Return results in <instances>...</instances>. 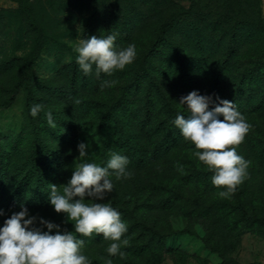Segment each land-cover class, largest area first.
Segmentation results:
<instances>
[{"label": "rangeland", "instance_id": "374dc122", "mask_svg": "<svg viewBox=\"0 0 264 264\" xmlns=\"http://www.w3.org/2000/svg\"><path fill=\"white\" fill-rule=\"evenodd\" d=\"M258 17L264 23L262 0H0V103L15 92L0 106V152L14 149L20 162L33 131L47 134L52 158L63 160L61 190L81 160L79 142L89 145L86 159L102 166L112 152L126 155L132 176H113L105 198L131 229L122 237L129 241L121 248L125 257H112L113 264H264V62L257 64L264 30ZM111 32L119 33V47L136 45V58L111 76L84 75L75 46ZM37 48L30 77L16 88ZM245 68L256 69L246 82ZM103 80L115 83L101 90ZM193 90L233 101L251 126L241 144L229 146L250 161L230 198L219 195L224 186L212 184L213 172L170 122L178 112L187 118L178 103ZM27 99L45 106L34 126ZM115 104V118L101 120ZM46 111L57 127L48 126ZM137 142L148 145L144 167L131 163L140 152ZM154 145L161 147L152 156ZM29 212L73 230L74 222L65 223V214L52 208ZM77 236L92 264H104L111 241L102 234Z\"/></svg>", "mask_w": 264, "mask_h": 264}, {"label": "clouds", "instance_id": "9594fccd", "mask_svg": "<svg viewBox=\"0 0 264 264\" xmlns=\"http://www.w3.org/2000/svg\"><path fill=\"white\" fill-rule=\"evenodd\" d=\"M118 35L111 32L106 36L92 35L79 40L74 48L78 54L75 59L84 75L94 73L99 78L104 73L111 76L134 61L136 45L130 43L127 47H119L115 44ZM113 83L115 81L103 80L101 90ZM75 103L79 104V99ZM178 104L184 106L189 115L185 118L178 112L170 122L194 145L192 155L213 172L212 184L224 186L219 195L230 198L237 185L246 178L250 161L238 154L236 147L229 146H238L245 140L250 124L233 101L218 95L213 99L212 95L193 90L182 96ZM44 108L43 104L34 103L30 106V115L35 118ZM44 115L49 127H57L51 111ZM77 148L81 160L75 164L70 179L63 184L62 190L50 184L47 198L55 212L65 214V223L74 222L73 230L62 229L60 224L31 215L22 204L21 210L12 212L0 225V264H92L84 253L86 241L77 234L90 237L93 233L102 234L105 240L111 241L106 249L108 255L102 257L104 264H113L114 256L125 257L121 248L129 243L126 237L122 239L127 224L105 198L113 191V176L116 180L132 176L128 168L130 160L126 155L112 152L102 166L86 159L88 144L79 142ZM177 170L183 171L179 162ZM85 198L94 202L86 203ZM5 215L0 209V216Z\"/></svg>", "mask_w": 264, "mask_h": 264}, {"label": "trees", "instance_id": "16d2710c", "mask_svg": "<svg viewBox=\"0 0 264 264\" xmlns=\"http://www.w3.org/2000/svg\"><path fill=\"white\" fill-rule=\"evenodd\" d=\"M26 10L28 11V9ZM256 25L264 30V23L260 17H258ZM161 38L162 35H159L157 40H160ZM153 46L154 44L151 43L150 48H153ZM38 48L27 57L25 61V71L19 79L16 88H18V86L20 85L19 83L23 81L22 79L28 78L27 74L30 77L32 64L38 57L40 52ZM153 50L154 49H151V51ZM147 58L148 53L145 52L142 57L138 59V65L143 68V65L145 64ZM263 62L264 56L263 59L260 58L257 61V64ZM255 70V68H245V70L243 71L244 82H246V78L251 76ZM14 93L8 99V103H0V106L5 107L7 106V104L12 102ZM32 104L33 103L31 102V100L27 99L25 108L28 114L27 120L29 126H34V119L29 112L30 106ZM116 109V104L111 106L110 111L113 110V112H110L108 110L106 117H102L101 120L106 121L108 118H115ZM120 136L121 138H125L126 142H132L131 138H127V136L125 135V131H120ZM150 136H155V133ZM51 140H53V138H51ZM102 143H105V141L102 140ZM155 143L157 144L158 141H156ZM28 144V154H26L25 159H22L20 162H17L15 159L18 156H21L19 153L17 155L14 153L16 150L13 149V152H9V154L6 155H3L0 152V209L4 210V212L6 213L5 216H0V225L3 224V221L7 218V216H10L12 212L21 210L20 206L22 204L25 205L29 210L30 208H32V210H38V208L53 209V207L48 203V192L50 191V184L57 185L58 183L57 180L59 178V173L63 168V163H61L63 160L61 158L57 159L56 157L55 159L52 158L50 152L52 143L47 139V134H37L33 131L31 137L29 138ZM136 144L138 145L140 152L137 154V158L132 159L131 163L137 162V164L141 165V167H144V165H146V163L149 161L148 145L143 142H137ZM103 145L105 146V144ZM153 147L155 149L151 154L152 156H154L153 154H155L156 151H159V148L161 146L154 145ZM105 148L106 146L104 147L103 151H106ZM130 148L131 147H129L128 150H130ZM57 186L59 187V185ZM36 212L37 214L42 215V212ZM37 226L39 225L37 224ZM44 230L47 229L45 228ZM130 230L131 229L127 230V232H130ZM53 231H55V229Z\"/></svg>", "mask_w": 264, "mask_h": 264}]
</instances>
